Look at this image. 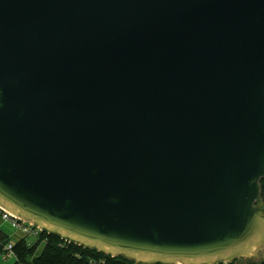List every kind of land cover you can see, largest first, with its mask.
Masks as SVG:
<instances>
[{"label":"water","instance_id":"obj_1","mask_svg":"<svg viewBox=\"0 0 264 264\" xmlns=\"http://www.w3.org/2000/svg\"><path fill=\"white\" fill-rule=\"evenodd\" d=\"M264 0H0V210L135 264L264 259Z\"/></svg>","mask_w":264,"mask_h":264},{"label":"trees","instance_id":"obj_2","mask_svg":"<svg viewBox=\"0 0 264 264\" xmlns=\"http://www.w3.org/2000/svg\"><path fill=\"white\" fill-rule=\"evenodd\" d=\"M260 194L264 201V178L260 181ZM0 214H2L0 210ZM7 245H11V256L5 255ZM9 264H135L122 257H111L93 249L84 248L75 243L68 242L60 237L37 231L36 240L32 243L22 236L12 242L10 237L0 229V262ZM238 260L230 263L234 264ZM248 264H264V259Z\"/></svg>","mask_w":264,"mask_h":264},{"label":"built area","instance_id":"obj_3","mask_svg":"<svg viewBox=\"0 0 264 264\" xmlns=\"http://www.w3.org/2000/svg\"><path fill=\"white\" fill-rule=\"evenodd\" d=\"M2 214H1V218L2 220L6 221V222H9L10 224H12L14 226L15 229H19L21 230L23 233H29V229H34V234L37 233V229L32 227L31 225L27 224V223H24L23 221L21 220H18L16 218H12L8 213L2 211ZM6 251H8V253L5 255L10 257L11 256V253H10V250H11V245H7L6 248H5Z\"/></svg>","mask_w":264,"mask_h":264},{"label":"rangeland","instance_id":"obj_4","mask_svg":"<svg viewBox=\"0 0 264 264\" xmlns=\"http://www.w3.org/2000/svg\"><path fill=\"white\" fill-rule=\"evenodd\" d=\"M3 221H4V220H3ZM5 222H6V221H5ZM8 225H10V226H5L6 229H7L9 232H12V231H11V228L13 227V229H15L14 226H13L12 224H10L9 222H8ZM18 231H20V232H18ZM17 232H18V234H17L16 236H11V239H12L11 241H12V242L16 241V240L18 239V236H26L27 241H28L29 243H32V242H34V241L36 240V234L33 233V232H34V229H32V230L29 229V233H23L21 230H19V229H15L11 234H13V233H17ZM259 260H261V259H258V260H256L255 262H257V261H259ZM249 261H252V260L241 258V259H238V261L235 262L234 264H248ZM10 262H11L10 260H8L6 263L3 262V261H1L0 264H9Z\"/></svg>","mask_w":264,"mask_h":264},{"label":"crops","instance_id":"obj_5","mask_svg":"<svg viewBox=\"0 0 264 264\" xmlns=\"http://www.w3.org/2000/svg\"><path fill=\"white\" fill-rule=\"evenodd\" d=\"M5 226H10V225H8V222H5V221H3L2 220V218H1V214H0V229L4 232V233H6L9 237H10V239H11V236H16L17 234H18V232H20V231H18L17 233H13V234H11L15 229H13V227L11 228V231L12 232H9L7 229H6V227ZM22 236H18V239L19 238H21ZM12 240V239H11Z\"/></svg>","mask_w":264,"mask_h":264}]
</instances>
